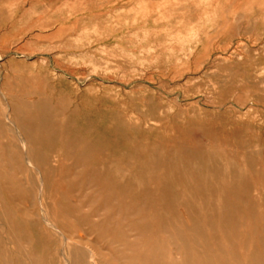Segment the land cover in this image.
I'll return each mask as SVG.
<instances>
[{
    "label": "rangeland",
    "instance_id": "obj_1",
    "mask_svg": "<svg viewBox=\"0 0 264 264\" xmlns=\"http://www.w3.org/2000/svg\"><path fill=\"white\" fill-rule=\"evenodd\" d=\"M183 2L4 24L0 264H264V0Z\"/></svg>",
    "mask_w": 264,
    "mask_h": 264
},
{
    "label": "crops",
    "instance_id": "obj_2",
    "mask_svg": "<svg viewBox=\"0 0 264 264\" xmlns=\"http://www.w3.org/2000/svg\"><path fill=\"white\" fill-rule=\"evenodd\" d=\"M158 1L161 0H0V30L10 28L4 24L16 20L19 24L14 27L18 29L49 28L51 31L48 30L49 33H47L50 41L67 42L73 40V26L75 25L104 24L109 21L107 18H119L126 23L131 22L133 20L132 10L136 9L137 5L151 6ZM183 1H185L184 5L173 12L175 15H172V18L187 20L184 21L186 27L193 25L194 22L190 20L205 16L204 12H207L208 17H215V14H210V11L214 12L216 0H208L207 9L206 5L200 4V0ZM224 1L226 3L233 2L232 4L235 6L237 0ZM168 13L170 14L169 11ZM150 19L139 17L135 18V21ZM38 34L34 31L32 37L39 38ZM6 38H8L6 34L0 33L2 42ZM35 43L42 44L43 42L40 39H35Z\"/></svg>",
    "mask_w": 264,
    "mask_h": 264
},
{
    "label": "bare ground",
    "instance_id": "obj_3",
    "mask_svg": "<svg viewBox=\"0 0 264 264\" xmlns=\"http://www.w3.org/2000/svg\"><path fill=\"white\" fill-rule=\"evenodd\" d=\"M77 88H78V87H77ZM58 116H59V115H58ZM55 124H56V123H55ZM37 144H38V143H37ZM186 146H187V145H186ZM183 147H185V146H183ZM223 162H224V161H223ZM223 162H222V163H223ZM226 163H227V162H226ZM222 167H223V166H222ZM232 168H233V167H232ZM227 170H229V169H227ZM227 170H226V171H227ZM238 172H239V171H238ZM233 173H234V172H233ZM233 173H232V174H233ZM235 174H236V173H235ZM235 174H234V175H235ZM239 175H240V173H239Z\"/></svg>",
    "mask_w": 264,
    "mask_h": 264
}]
</instances>
